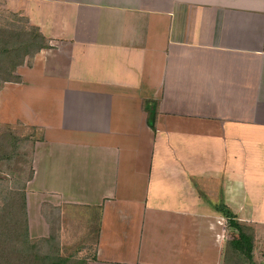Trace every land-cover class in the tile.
Here are the masks:
<instances>
[{
  "label": "crops",
  "instance_id": "obj_1",
  "mask_svg": "<svg viewBox=\"0 0 264 264\" xmlns=\"http://www.w3.org/2000/svg\"><path fill=\"white\" fill-rule=\"evenodd\" d=\"M0 7L49 39L0 90L30 238L72 264H223L221 203L264 226V0Z\"/></svg>",
  "mask_w": 264,
  "mask_h": 264
},
{
  "label": "trees",
  "instance_id": "obj_2",
  "mask_svg": "<svg viewBox=\"0 0 264 264\" xmlns=\"http://www.w3.org/2000/svg\"><path fill=\"white\" fill-rule=\"evenodd\" d=\"M47 47L49 39L37 26L30 24L27 17L11 11L7 15L0 14V89L6 81L20 80V76L15 73L17 67L24 63L26 57L31 64L34 55ZM9 131L12 130L9 128L3 133L2 139L8 140ZM10 144L14 146V141ZM4 159L8 158H0V163ZM6 189L8 191L5 197L8 195V198H4L0 205V264H66L69 259L60 256L58 250L51 249L52 244H46L48 251H41L43 241L30 239L23 188L19 191H12L8 187ZM14 206L23 209L17 218L13 216L14 212L11 214ZM219 212L227 220V226L231 230L229 246L233 254L237 255L232 262V255L229 256L227 251L229 257L226 255V259L224 256L223 264H256L255 227L240 222L226 203L219 205ZM13 235L16 237H12ZM17 238L20 240L15 241Z\"/></svg>",
  "mask_w": 264,
  "mask_h": 264
},
{
  "label": "rangeland",
  "instance_id": "obj_3",
  "mask_svg": "<svg viewBox=\"0 0 264 264\" xmlns=\"http://www.w3.org/2000/svg\"><path fill=\"white\" fill-rule=\"evenodd\" d=\"M8 11H7V9L0 7V14L3 13V14L7 15ZM3 86H4V84H3ZM8 97H9V95L4 93L2 98H1L6 105L8 104ZM0 124H1L0 125V140H1L3 133H5L6 130H8L9 128H8V126L3 125V123H0ZM20 134L24 135L21 132H20ZM4 140H6V139H4ZM24 143L25 142H23V140H22L21 141V144H22L21 151L23 152V155H25V153H26V155L28 156V152H29V148H30L31 143L29 141H27L26 142L27 146H24ZM22 157H24V156H22ZM29 160H30V158H8V159H4L0 163V205L2 204V201L4 202V198H6V200L8 198V195L5 197V195L8 191L7 189L5 190L6 187H8L10 190L12 189V191H14V190L19 191V189L21 187L19 185H22V183H24L28 179L27 176L30 172L28 171V169H26V165H28L27 167H29V164H28ZM23 188H26V187H23ZM22 191H25V190L22 189ZM25 201H26V194H25ZM13 209L14 210L12 211L11 214H13V212H14L13 216L15 218L19 217L21 215V212H23V209L20 206H14ZM232 213L237 216V219L240 222H243V223L245 222V224H247L246 222H248V219L246 220L245 218H243V214H245V212H240L237 210L235 212L233 211ZM240 214H242L241 217L243 219L239 216ZM26 215H27V210H26ZM250 215H251V217L249 220H251V221H249V222H252L251 224L257 223L261 218H264V212H260V211L259 212H253ZM27 222H28V219H27ZM216 226L218 228L217 230L222 231L221 237L220 236L217 237L218 239L221 238L220 241L218 242L219 243L218 248H220V249L224 248V256L226 257V259L228 256L226 253L228 251V254H230L229 256L232 255L231 261L233 262L237 258V255L233 254L232 249L229 246L228 240L231 237V230L227 226L226 218L225 217L222 218V220L220 222L216 223ZM251 226H253V225H251ZM255 230H256V233H255V235H256V237H255V241H256L255 260H256V264H262L264 262V226L258 225L255 228ZM28 232H29V229H28ZM236 236H237V234H236ZM12 237H16V236L13 235ZM30 239H32V238H30ZM13 240H15V239H13ZM19 240H20V238H17L15 241H19ZM32 240H36V239H32ZM46 244L47 243H45V244L42 243V246L40 247L41 251H48V246ZM222 245H223V247H222ZM60 248H61V245L58 246V248H56V245L55 246L52 245V247H51V249H53V250L58 249L60 256L66 257L67 255L71 254L67 249L62 251V250H60ZM225 250H226V252H225ZM212 252L214 253V250ZM215 258H216V256H215ZM226 262H227V260H226ZM66 264H72V261L67 262Z\"/></svg>",
  "mask_w": 264,
  "mask_h": 264
}]
</instances>
